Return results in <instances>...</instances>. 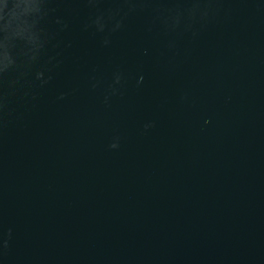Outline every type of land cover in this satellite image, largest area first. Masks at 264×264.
I'll return each instance as SVG.
<instances>
[{"label": "water", "instance_id": "water-1", "mask_svg": "<svg viewBox=\"0 0 264 264\" xmlns=\"http://www.w3.org/2000/svg\"><path fill=\"white\" fill-rule=\"evenodd\" d=\"M0 264H264V0H0Z\"/></svg>", "mask_w": 264, "mask_h": 264}]
</instances>
